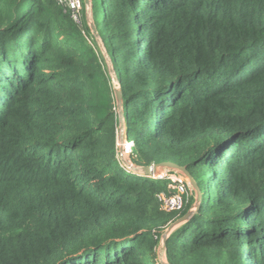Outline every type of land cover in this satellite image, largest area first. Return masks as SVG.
I'll return each instance as SVG.
<instances>
[{
    "label": "trees",
    "instance_id": "16d2710c",
    "mask_svg": "<svg viewBox=\"0 0 264 264\" xmlns=\"http://www.w3.org/2000/svg\"><path fill=\"white\" fill-rule=\"evenodd\" d=\"M90 2L131 162L186 166L202 193L166 262L264 264V0ZM81 16L0 0V264H156L194 203L164 212L167 181L117 159L111 76Z\"/></svg>",
    "mask_w": 264,
    "mask_h": 264
},
{
    "label": "water",
    "instance_id": "95a60500",
    "mask_svg": "<svg viewBox=\"0 0 264 264\" xmlns=\"http://www.w3.org/2000/svg\"><path fill=\"white\" fill-rule=\"evenodd\" d=\"M89 0H84L85 3H87ZM90 30L92 32V34L95 37H98L97 31L94 27L93 22H90ZM100 40V38H99ZM113 72V76L114 78L111 77V82L113 85V94H114V98H115V109H116V113L118 116V140L120 142H124V138H125V122H124V110H123V97H122V92H121V88L120 85L116 79V75L113 71V68L111 67V70ZM122 150V148H119V151ZM123 163H126L125 160L122 159ZM128 166L132 169L133 172H141L144 176H150L152 174H157L158 172L162 171V170H172V171H177L179 173H181L185 178H187L193 193H194V203L191 206V208L182 216H180L179 218H177L173 223H171L163 232L162 236H161V240H160V251H161V255L165 254V249H166V241L167 238L169 236V233L171 232V230L173 229L174 226L179 225V224H183L184 222H188L190 220H192L194 218V216L197 214L201 202H202V193L201 190L199 189V186L197 184V182L194 180L193 176L190 174V172L187 170L186 166H180L179 164L175 163V162H171V161H162V162H157V163H153L151 165L148 166H136V165H129ZM162 243V244H161ZM162 264H168L167 262H163L161 260Z\"/></svg>",
    "mask_w": 264,
    "mask_h": 264
},
{
    "label": "built area",
    "instance_id": "2783aa9c",
    "mask_svg": "<svg viewBox=\"0 0 264 264\" xmlns=\"http://www.w3.org/2000/svg\"><path fill=\"white\" fill-rule=\"evenodd\" d=\"M58 5H60L64 11H69L71 18L78 23L81 19V8L80 0H55ZM117 132V159L120 161L121 165L128 171L132 169L128 166L134 165L131 160L123 158V151L127 152L128 155L131 153L132 143L127 140L125 135L124 142L118 140ZM125 147V148H123ZM119 148L122 150L119 151ZM122 159L126 163L122 162ZM154 179L166 180L167 189L157 195V200L160 203V207L164 212L177 211L182 208L183 196L188 198L189 196H194L193 190L187 180L181 173L172 170H162L157 174L150 175Z\"/></svg>",
    "mask_w": 264,
    "mask_h": 264
},
{
    "label": "rangeland",
    "instance_id": "374dc122",
    "mask_svg": "<svg viewBox=\"0 0 264 264\" xmlns=\"http://www.w3.org/2000/svg\"><path fill=\"white\" fill-rule=\"evenodd\" d=\"M80 8H81V11H82V9L84 8V12H85V16H86V20H87V22H88V24L90 25V22H93V20H92V12H91V2H90V0L87 2V3H85L84 2V0H80ZM81 16V15H80ZM81 19H82V16H81ZM80 19V21L78 22V24H81V20ZM93 38L95 39V41H93L91 38H87V40H88V42L90 43V44H92L93 46H97V48L99 49V51L101 52V54H102V56H103V58H104V65H105V67H107V71H108V73L110 74V76L112 77V78H114V76H113V72L112 71H109V70H111V63H110V60H109V58H108V55H107V53H106V51H105V48H104V46H103V44H102V42H101V40H99V38L98 37H95L94 35H93ZM3 70H4V67H3ZM2 93V92H1ZM2 95V94H1ZM123 148H125V147H123ZM123 158H125V159H130V155H128L127 154V152H125V151H123ZM187 223V222H186ZM183 224H185V222L183 223ZM183 224H179V225H176V226H174L173 227V229L171 230V232L169 233V235L173 232V231H175L176 229H178L180 226H182ZM165 231V230H164ZM164 231H162L160 234V238L158 239V243H157V245H156V247L154 248V258H153V260L155 261V263L156 264H162L161 263V260L163 261V262H166V260H165V258H164V255H161V251H160V247H161V245H160V241L159 240H161V236H162V234H163V232ZM156 237V236H155ZM169 237V236H168ZM157 239V238H156ZM162 244V243H161ZM247 249H248V247H244L243 246V252L245 253L246 251H247Z\"/></svg>",
    "mask_w": 264,
    "mask_h": 264
}]
</instances>
